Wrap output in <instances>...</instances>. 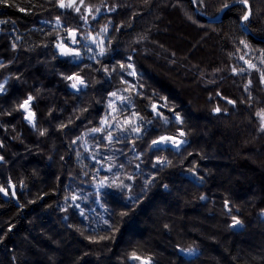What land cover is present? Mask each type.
I'll return each instance as SVG.
<instances>
[{"label": "trees", "instance_id": "obj_1", "mask_svg": "<svg viewBox=\"0 0 264 264\" xmlns=\"http://www.w3.org/2000/svg\"><path fill=\"white\" fill-rule=\"evenodd\" d=\"M249 5L245 26L234 0L0 2V264H264V0Z\"/></svg>", "mask_w": 264, "mask_h": 264}, {"label": "snow or ice", "instance_id": "obj_2", "mask_svg": "<svg viewBox=\"0 0 264 264\" xmlns=\"http://www.w3.org/2000/svg\"><path fill=\"white\" fill-rule=\"evenodd\" d=\"M0 2H2V0H0ZM193 2L195 3L196 0H193ZM199 2L202 4L203 0H199ZM235 3H240L242 5L245 6L246 11L243 13V15L240 17L241 23L243 25L246 26V23L250 20V17L252 15V10H251V6L249 5V0H234ZM85 0H58V5L60 8H72L74 9V11H76L77 13H79L81 11V7H79L78 5H84ZM229 4L225 3L224 5H222L220 11H223L224 9L229 8ZM89 12L92 11V9L89 7L87 9ZM110 11L114 10V9H109ZM21 11H23V9H21ZM96 12H99L100 9L97 8L95 9ZM81 19L87 21V16H81ZM56 22L59 24L60 23V18L57 17L56 18ZM105 31L107 30L106 28L104 29ZM72 36H73V43H78V41L75 39V32L72 31ZM241 44L244 45L245 48L248 47L247 43L245 41H240ZM64 55H73V56H79L80 53L78 51H74L73 49H66L63 51ZM103 50H101L100 55H103ZM240 59H244L243 56L240 57ZM246 63L249 64V67L252 69H256L257 65L252 64L250 61H246ZM261 63H264V60H261ZM123 67V65L121 66ZM128 67H131V65H128ZM237 69L233 68V72H236ZM239 71H244V69H240ZM130 75H134L135 73H129ZM68 80L72 81L74 80L75 82L71 85L73 88H77L79 85H83L84 84V80L78 76V75H74V76H68L67 77ZM261 82L264 83V72L261 73ZM251 83V81H249V84ZM5 88L3 84H0V93L4 92ZM112 96H116V93H111ZM121 102L123 103L124 100H126V97H120ZM34 100V97L29 95L27 97V99L23 100V102L21 104L18 105V109L19 110H23V112L25 113V119L32 124L33 127H35V112L31 111V103ZM229 103H235L234 101H229ZM153 108H156V105H153ZM215 111L219 112L221 111V109L219 107H217L215 109ZM133 116H137V113H132ZM256 115L260 118L261 120V131H264V110H261L260 112L256 113ZM177 120H181V117H179V115H177ZM106 123V121H105ZM126 124H131L132 121L131 120H126L125 121ZM93 131H101V129H93ZM132 131L134 132H140L141 129L139 127H133ZM41 135H44L45 132L41 131L40 133ZM181 136L184 135L183 132L180 133ZM109 139H111V137H109ZM169 142L176 144L177 146H179V144L183 143L184 141H178L175 137L172 136H161L158 140H153L152 144L153 145H159V144H168ZM3 157H0V160H2ZM119 186H123L126 187L125 185H119ZM0 192H4L5 194H7V190L3 187H0ZM13 195H15V193H13ZM73 200L76 199L75 196L72 197ZM201 199H204V197H201ZM228 202H225V206L227 207ZM241 222L236 218L233 217V225L237 226L239 225ZM182 251L187 252V253H192L193 251H195L194 249H183ZM131 259L133 260H142V264H152L151 262V258H147V259H142L141 257H139L138 255H136L135 252H133L131 254Z\"/></svg>", "mask_w": 264, "mask_h": 264}, {"label": "water", "instance_id": "obj_3", "mask_svg": "<svg viewBox=\"0 0 264 264\" xmlns=\"http://www.w3.org/2000/svg\"><path fill=\"white\" fill-rule=\"evenodd\" d=\"M225 10V9H224ZM224 10L219 14V15H217L216 17H214V18H212V19H219L221 16H222V14L224 13ZM209 18H211V17H209ZM159 139V138H158ZM157 139V140H158ZM179 141H185L184 139H180ZM182 144V143H181ZM181 144H179V146L181 145ZM168 145H170L172 148H178L179 146H177L176 144H173V143H171V142H169L168 144H159V145H154L155 147H167ZM2 194H3V196H4V198H7V196H8V194H5L4 192H2ZM236 228H241V226L240 225H237V226H235Z\"/></svg>", "mask_w": 264, "mask_h": 264}, {"label": "bare ground", "instance_id": "obj_4", "mask_svg": "<svg viewBox=\"0 0 264 264\" xmlns=\"http://www.w3.org/2000/svg\"><path fill=\"white\" fill-rule=\"evenodd\" d=\"M10 190L13 192L14 191V187L13 185H10ZM7 194H8V191H7Z\"/></svg>", "mask_w": 264, "mask_h": 264}]
</instances>
